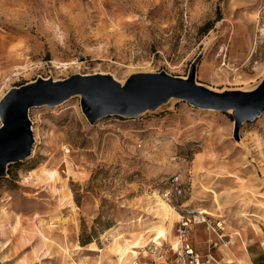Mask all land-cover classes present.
I'll list each match as a JSON object with an SVG mask.
<instances>
[{"label": "rangeland", "instance_id": "obj_1", "mask_svg": "<svg viewBox=\"0 0 264 264\" xmlns=\"http://www.w3.org/2000/svg\"><path fill=\"white\" fill-rule=\"evenodd\" d=\"M197 59L206 89L255 91L264 0H0V102L13 88L78 74L187 78ZM29 115L32 154L0 178L1 264H119L117 247L162 225V244L135 248L127 264H171L187 210L221 221L225 234L264 239V114L238 133L232 111L179 99L95 124L80 96ZM43 167L57 171L53 182L31 180ZM189 234L197 252L216 251L219 235L205 224ZM236 245L219 249L220 264H246Z\"/></svg>", "mask_w": 264, "mask_h": 264}, {"label": "water", "instance_id": "obj_2", "mask_svg": "<svg viewBox=\"0 0 264 264\" xmlns=\"http://www.w3.org/2000/svg\"><path fill=\"white\" fill-rule=\"evenodd\" d=\"M197 59L187 78L165 71L132 75L120 84L109 75H74L62 81L43 80L13 88L0 102V178L8 165L24 161L34 148L29 112L41 106H57L81 97L83 113L91 124L111 117H138L170 99H179L204 110L231 112L236 133L244 123L264 114V81L253 92H216L196 80ZM1 264V261H0Z\"/></svg>", "mask_w": 264, "mask_h": 264}, {"label": "built area", "instance_id": "obj_3", "mask_svg": "<svg viewBox=\"0 0 264 264\" xmlns=\"http://www.w3.org/2000/svg\"><path fill=\"white\" fill-rule=\"evenodd\" d=\"M193 224H205L207 229L213 233L219 235L218 241H224L226 245L232 243V239L225 233L224 224L221 221L213 222L206 213L199 210H187L182 216L179 229H178V242L175 246L172 245V251L175 254V262L177 264H213L214 259L211 255L204 257L200 252H197L190 240L189 229ZM228 239V240H227ZM216 243L212 242V245L216 247ZM132 264H157V262L143 261L141 258H136Z\"/></svg>", "mask_w": 264, "mask_h": 264}, {"label": "crops", "instance_id": "obj_4", "mask_svg": "<svg viewBox=\"0 0 264 264\" xmlns=\"http://www.w3.org/2000/svg\"><path fill=\"white\" fill-rule=\"evenodd\" d=\"M226 235L232 239V243L230 245H226L223 240L222 241L219 240L218 243L216 244L217 245L216 251L212 252V251L207 249L205 251L206 253L201 252V254L204 257L211 255L214 259L213 264H220V262H221L220 260H222L221 259L222 255L219 251L220 248H222V247L223 248H229V247L233 246L234 244H237L236 248L239 245H245V251H247V253L245 255L243 254L244 258H242V259L244 260V262L246 264H264V239L262 236H259V234L254 232L252 229H250L249 231L246 232V235H245L246 241H244V238H243L242 234H240V233L235 234L234 235L235 237L229 235L228 233ZM192 245H194V244H192ZM210 246L212 247V242H211ZM158 259H161V258L159 257ZM170 262H171V264H177L175 262V259L171 260ZM234 263H236V261H234ZM181 264H183V263H181Z\"/></svg>", "mask_w": 264, "mask_h": 264}, {"label": "bare ground", "instance_id": "obj_5", "mask_svg": "<svg viewBox=\"0 0 264 264\" xmlns=\"http://www.w3.org/2000/svg\"><path fill=\"white\" fill-rule=\"evenodd\" d=\"M56 177H57V171L47 169L46 167L42 168L40 174H37V171H32L30 176L33 182H49V183L53 182L56 179ZM69 204L70 206L74 205L72 201H70ZM166 230L167 227L165 228L163 225L154 227L151 230H149L152 232L150 233L149 241H147L148 239H145L144 242L137 240L132 245L127 243L125 247H120V246L117 247V252L119 253V264H127L129 257L139 255V252L135 250V248L143 247L144 245H148L150 242L156 245H161L162 238L166 237L165 235Z\"/></svg>", "mask_w": 264, "mask_h": 264}]
</instances>
